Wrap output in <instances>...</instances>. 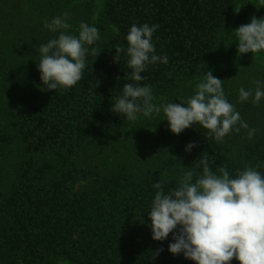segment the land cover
I'll return each instance as SVG.
<instances>
[{"label":"trees","instance_id":"trees-1","mask_svg":"<svg viewBox=\"0 0 264 264\" xmlns=\"http://www.w3.org/2000/svg\"><path fill=\"white\" fill-rule=\"evenodd\" d=\"M244 2L105 0L97 17L84 16L83 0H0V264H195L168 251L173 233L153 240L148 214L159 191L153 185L159 182L167 194L187 171L194 183L203 175L204 155L217 175L223 167L236 178L251 167L264 177V97L253 103L255 81L264 91V68L250 53L235 56L238 38L230 35L235 17L239 26L249 20ZM64 13L69 29L44 26ZM84 22L100 38L85 45L82 79L18 100L22 89L41 81L40 45L60 31L78 36ZM145 23L159 25L151 42L168 63L148 64L140 73L145 79L135 82L126 37L133 24ZM117 46L124 52L113 62ZM93 48L101 51L97 57ZM221 65L226 99L256 129L251 139L249 129L235 131L237 124L218 142L194 123L162 149L134 137L124 142L130 121L113 107L125 84L151 86L156 99ZM241 87L252 91L247 101L239 100Z\"/></svg>","mask_w":264,"mask_h":264},{"label":"clouds","instance_id":"clouds-1","mask_svg":"<svg viewBox=\"0 0 264 264\" xmlns=\"http://www.w3.org/2000/svg\"><path fill=\"white\" fill-rule=\"evenodd\" d=\"M261 5L264 6V0H261ZM67 17L68 13H64L63 18L55 17L50 23L46 21L44 26L52 32L67 30L71 27ZM158 27L145 23L142 26L133 24L130 28L126 40L128 67L133 70L132 81L145 79L140 73L148 64L157 61L168 63L167 56L154 54L151 40ZM79 28L78 36L60 31L57 39L40 45L42 58L38 70L45 86L42 90L69 89L82 79L85 55L89 51L85 45H93L100 37L94 26L81 23ZM234 32L238 38V54L264 51V18L253 16L249 24L239 26ZM115 50L113 62H119L124 49L117 46ZM92 53L96 57L99 54L95 48ZM222 81L208 70L196 85V94L186 102L187 107L175 103L163 105L173 134L179 135L194 123H199L220 142L237 124L240 126L235 128L236 132L241 128L249 129L226 99ZM255 83L253 103L258 104L264 97V91L260 88V81ZM122 93L113 112L125 114L129 121H135L138 113L149 116L161 111V107L152 103L151 86L127 83ZM250 96L251 90L239 89L240 101H247ZM255 132V128L248 130L249 139ZM193 147L195 143H189L185 151ZM199 166L203 167V175L194 183L193 172L187 171L179 186L167 194L159 182L153 185L159 189L148 214L153 240L164 241L173 233L168 251L173 255L182 253L195 264H229L233 258L239 264H264V177L251 167L240 171L236 178H230L223 167L218 169L220 175H217L209 168L208 155L200 159ZM162 251V248L158 249L156 254Z\"/></svg>","mask_w":264,"mask_h":264},{"label":"rangeland","instance_id":"rangeland-1","mask_svg":"<svg viewBox=\"0 0 264 264\" xmlns=\"http://www.w3.org/2000/svg\"><path fill=\"white\" fill-rule=\"evenodd\" d=\"M75 1H81V0H75ZM104 1L105 0H83V8L86 6L83 12L84 16L87 14L89 15L91 13L92 15L95 14L98 17L99 12L102 10ZM244 7L249 14L248 16L249 20L246 22V24H249L251 22V18L253 16H255L257 19L264 17V6L261 5V0H246V2H244ZM241 22L242 21L239 16L234 18L232 24L230 25V35L234 33V30H236L239 27ZM237 49H238V43L233 50L234 52L233 54L235 56L239 55ZM261 52L254 54L251 52L249 53L253 56L254 60L256 61V65H258L261 68H264V60L262 58ZM211 71H212V75L215 78L223 80L221 75L223 73H226L227 69L225 66L221 65L219 69L213 68L211 69ZM203 79L204 76L194 79L193 81L188 82L186 85L181 86L177 92L171 95H165L154 99L153 104L156 105L157 107H161L160 113L157 114L153 112L149 116H144L143 113L137 115L138 118L135 121H130L128 127L126 128L127 130L125 132L127 134L123 135L124 142L126 141L127 138L132 139L134 137L133 141L136 140H140V142L141 140L147 142L149 141L150 145L162 149L165 146V144L168 143L169 139L172 137L173 134L170 131L168 121L166 120V115L163 112V105L168 103H175V104H180L183 107L187 106L186 102L196 94V85L200 83ZM43 86L44 85L42 80L39 83L36 82L31 83V85L27 86L26 88L22 89L18 94H16L17 99L21 101L32 99ZM140 142L136 141V143H140ZM144 148L149 149L148 147H144ZM113 157L119 159L118 156H113ZM121 158L122 156L120 157V159ZM110 160L112 162L113 158H111ZM57 264H69V263L64 260H59Z\"/></svg>","mask_w":264,"mask_h":264}]
</instances>
